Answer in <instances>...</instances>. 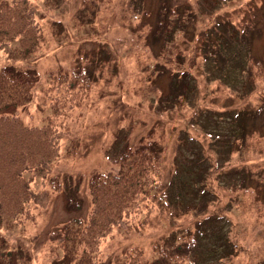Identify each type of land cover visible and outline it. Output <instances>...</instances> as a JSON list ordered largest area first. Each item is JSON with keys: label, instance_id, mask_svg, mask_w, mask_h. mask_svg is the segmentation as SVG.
I'll list each match as a JSON object with an SVG mask.
<instances>
[{"label": "rangeland", "instance_id": "rangeland-1", "mask_svg": "<svg viewBox=\"0 0 264 264\" xmlns=\"http://www.w3.org/2000/svg\"><path fill=\"white\" fill-rule=\"evenodd\" d=\"M31 1L41 44L22 59L0 51V68H28L37 80L27 102L9 110L28 124L48 121L43 87L54 95L47 75L59 68L83 69L90 87L86 103L71 111L75 119L62 117L61 157L32 184L40 196L0 227V264H66L56 237L66 220L86 215L90 175L114 167L127 145L148 140L178 205L113 231L98 264L132 246L157 257L177 234L193 244L197 226L207 237L182 264H264V0ZM202 156L203 197L186 180L192 158ZM205 215L214 221L200 222Z\"/></svg>", "mask_w": 264, "mask_h": 264}, {"label": "trees", "instance_id": "trees-1", "mask_svg": "<svg viewBox=\"0 0 264 264\" xmlns=\"http://www.w3.org/2000/svg\"><path fill=\"white\" fill-rule=\"evenodd\" d=\"M39 18L31 0H0V51L5 57L27 58L40 46L42 26ZM84 72L83 69L60 68L50 72L48 88L54 95L43 88L52 115L42 124H28L9 108L27 102L37 76L28 68L11 65L0 68V227L16 221L26 204L40 196L32 184L37 177H45L52 164L61 157V140L68 123H63L62 117L68 114L69 121L75 119L71 111L86 103L90 86ZM252 77L256 78V74ZM58 114L60 119L51 118ZM153 141L134 147L127 145L114 160V167L90 175V206L86 215L66 220L56 237V247L66 257V264H98L101 242L111 237L113 231L137 228L147 222L154 210L157 211L155 215L166 214L170 205L177 207L174 196L163 188L160 159ZM63 151L70 152L68 148ZM193 154L191 152V156ZM192 159L194 173L186 180H194L198 186L190 193L204 196L209 189L203 187L206 176L200 168L203 156ZM177 176L175 174L170 184L178 182ZM197 204L188 203L184 208L202 211ZM171 213L175 214L176 210ZM209 217L205 215L200 222L214 221ZM219 230L224 237L222 226ZM205 236L207 228L197 226L193 244L190 239H184V234L180 238L177 234L176 242L173 238V242L160 247L157 257L149 258L141 247L132 246L115 253L108 264H182ZM4 243L5 239L0 235V248ZM226 254L221 250L217 256Z\"/></svg>", "mask_w": 264, "mask_h": 264}]
</instances>
